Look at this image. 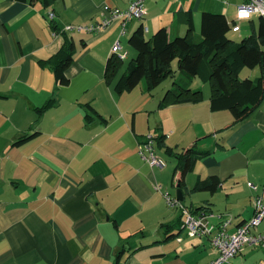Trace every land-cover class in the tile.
Segmentation results:
<instances>
[{
    "label": "crops",
    "instance_id": "0c3cea01",
    "mask_svg": "<svg viewBox=\"0 0 264 264\" xmlns=\"http://www.w3.org/2000/svg\"><path fill=\"white\" fill-rule=\"evenodd\" d=\"M131 1L56 0L45 8L0 0V264H210L218 255L210 238L189 235L181 209L167 203V195L177 196L171 190L176 159L168 162L157 151L164 163L153 166L139 154L147 133L165 134L176 151L196 139L210 151L185 176L181 202L208 206L213 223L230 213L233 231L252 217L253 196L264 197V102L229 127L232 113L211 110L210 91L199 78L191 86L204 90V101L166 106L159 103L163 90L149 93L141 82L116 93L105 81L115 41L126 57L135 54L122 42L141 26L147 37L165 27L174 38L186 33L192 17L199 35L201 13L213 11L227 16L229 36L239 41L258 31L260 16L238 19L246 0H146L147 13L128 22L125 34L120 20L102 32L65 31L108 18ZM65 36L75 55L66 68L69 83L60 85L46 61ZM243 71L245 77L259 74L258 68ZM51 98L56 103L39 115L36 108ZM24 134L34 137L14 145ZM212 175L222 180L216 192L192 191ZM226 264H264V247L246 245Z\"/></svg>",
    "mask_w": 264,
    "mask_h": 264
},
{
    "label": "trees",
    "instance_id": "16d2710c",
    "mask_svg": "<svg viewBox=\"0 0 264 264\" xmlns=\"http://www.w3.org/2000/svg\"><path fill=\"white\" fill-rule=\"evenodd\" d=\"M17 1L40 2L45 8H48L56 0ZM201 15L199 35L195 34L196 29L192 17L188 19L186 33L174 38H171L165 27L159 28L149 37L146 36L144 26L136 29L128 41L130 46L137 51L136 57L132 58L125 66L123 58L115 54L110 55L105 67V81L113 84L116 93L130 91L141 82H145L146 91L151 93L168 77H175L178 73L177 79H174L173 87L166 90L159 102L161 106H166L204 101V90L191 86L193 80L199 78L210 85L208 101H210L211 110H228L232 113L233 120L228 125L229 127L251 117L264 102V16L259 17L257 32L237 41L229 36L232 26L225 14L206 11ZM52 26L54 29L58 28L62 31L58 25L52 23ZM62 33L65 34L64 31ZM74 55V42L65 36V43L62 44V47L46 61L53 68L55 78L60 85L69 83L66 68L74 61ZM244 68H252V70L258 68L259 74L256 77H241L240 72ZM55 103L56 98H51L36 110L40 115ZM88 106L99 118L106 119L91 104ZM86 119L92 120L93 117L88 114ZM32 137L34 134H24L17 138L13 144L20 145ZM164 140H166L165 134L155 135V141L159 147H163L165 153L176 159L173 176L176 183L173 181V185L182 190L186 187L185 176L195 169L198 159L210 154V151L199 147V139L181 151H176ZM221 183L220 177L212 175L205 179H199L191 189L192 191L216 192ZM182 192L184 195V190ZM192 210L194 212L209 211V208L208 206H199L193 207ZM163 226L166 225L163 224ZM176 234L171 233L169 238ZM122 255L123 250L118 253L117 261L121 259Z\"/></svg>",
    "mask_w": 264,
    "mask_h": 264
},
{
    "label": "built area",
    "instance_id": "2783aa9c",
    "mask_svg": "<svg viewBox=\"0 0 264 264\" xmlns=\"http://www.w3.org/2000/svg\"><path fill=\"white\" fill-rule=\"evenodd\" d=\"M146 0H132L130 6L126 9L114 7L111 16L102 18L100 21H94L86 24H70L65 27V31H84V32H102L108 29L115 20L121 22V35L125 34L128 22L134 19H142L147 13ZM53 17V13H49ZM254 16H264V0H246L238 6V19L252 18ZM120 39L115 41L110 55H118L125 59L126 54L122 51ZM108 55V56H110ZM155 135L147 133L145 140L140 143L139 154L153 166L161 165L164 160L156 153ZM249 187L257 190V185L249 182ZM167 203L171 206H177L183 214V228L191 236H208L211 244L218 250L217 257L210 264H226L237 254H239L246 245L264 247V230H260L261 223L264 221V197L257 193L253 196V215L250 219L238 224L233 231L230 230L233 224L234 216L230 213L219 214L221 221L213 223L211 217L215 215L210 211L194 212L186 206L177 196L167 195Z\"/></svg>",
    "mask_w": 264,
    "mask_h": 264
},
{
    "label": "rangeland",
    "instance_id": "374dc122",
    "mask_svg": "<svg viewBox=\"0 0 264 264\" xmlns=\"http://www.w3.org/2000/svg\"><path fill=\"white\" fill-rule=\"evenodd\" d=\"M72 32H76V31H72ZM77 32H82V31H77ZM200 32V31H199ZM127 36V35H126ZM124 38H126L125 36H124ZM124 40V39H123ZM122 43H125L126 45H127V49L130 51H132L133 52V50H132V48L130 47V45H129V43L125 40V42L123 41ZM134 52H135V54H133V55H131V54H129V56L128 57H126L124 60H125V66L128 64V62L132 59V58H134V57H136V54H137V51L134 49ZM177 68V67H176ZM244 71L242 70L241 72H240V76L241 77H245L244 75ZM177 75H178V73H177ZM177 75L175 76V77H168V79H166L165 81H163L159 86H157L154 90H152V92L153 93H155V92H157V91H160V90H163L164 91V93L166 92V90L167 89H171L172 87H173V82H174V79H177L176 77H177ZM179 77V79H180V77H181V75L180 76H178ZM143 84H145V82H143ZM206 84V86H205V88H204V90H207V92L208 91H210V85H209V83H205ZM183 148H181L180 150H182ZM156 151H158V153L160 152V153H162V154H165V156H167L168 157V162L169 161H171V160H175L171 155L170 156H168L167 155V153H165V149L163 150V149H161L160 147H159V145H158V143H157V141H156ZM176 177V176H175ZM177 178V177H176ZM175 178V179H176ZM174 183H176L175 181H174ZM177 189H178V187L176 186V185H173L172 186V194L173 195H177ZM194 238H198L197 236L196 237H194ZM198 239H200V238H198ZM202 239H204V240H207V238H205V237H203ZM194 241L195 240H197V239H193Z\"/></svg>",
    "mask_w": 264,
    "mask_h": 264
},
{
    "label": "water",
    "instance_id": "95a60500",
    "mask_svg": "<svg viewBox=\"0 0 264 264\" xmlns=\"http://www.w3.org/2000/svg\"><path fill=\"white\" fill-rule=\"evenodd\" d=\"M177 197L181 201L184 199V195H183V192H182L180 187H178V189H177Z\"/></svg>",
    "mask_w": 264,
    "mask_h": 264
}]
</instances>
